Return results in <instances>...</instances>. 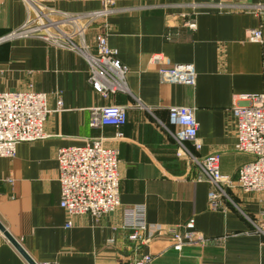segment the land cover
I'll return each mask as SVG.
<instances>
[{
  "label": "crops",
  "instance_id": "obj_1",
  "mask_svg": "<svg viewBox=\"0 0 264 264\" xmlns=\"http://www.w3.org/2000/svg\"><path fill=\"white\" fill-rule=\"evenodd\" d=\"M50 21L79 15L85 42L96 50L104 22L109 45L127 66L128 90L104 97L90 84L81 53L48 40L71 34L72 24L49 23L42 34L9 36L34 15L23 0H0V91L35 89L48 94L44 139L21 142L13 158L0 157V221L39 264H131L152 253L149 264H264V192L229 190L224 208L212 210V188L171 135L170 106L194 109L200 123L198 156L220 155V169L237 179L252 160L235 149L234 103L243 94L264 90V0H116L106 19L88 22L102 0H42ZM63 19V18H62ZM193 21L195 27L186 24ZM89 23V24H88ZM88 24V25H87ZM261 29L262 41L249 39ZM81 43L78 36L74 37ZM169 64L191 63L194 84L172 83L159 73L151 56ZM127 107V122L92 127L91 110L104 105ZM140 104V105H139ZM104 137L119 150L122 206L142 207L149 223L176 226L195 219L208 240L175 249L166 236L136 248L122 227V207L94 217H72L60 206L57 153ZM201 177V178H200ZM0 264H30L0 230Z\"/></svg>",
  "mask_w": 264,
  "mask_h": 264
},
{
  "label": "built area",
  "instance_id": "obj_2",
  "mask_svg": "<svg viewBox=\"0 0 264 264\" xmlns=\"http://www.w3.org/2000/svg\"><path fill=\"white\" fill-rule=\"evenodd\" d=\"M23 1L33 8L34 15L28 18L23 27L12 31L9 36L21 33L40 35L49 23L56 27L59 23L72 24L71 34L58 27L59 34H43L48 40L85 56L89 65L88 80L100 95L107 97L112 93L128 90L126 82L128 69L118 58L117 49L109 45L106 22L96 34L94 52L85 42L83 33L86 25H80L77 21L80 17L78 14H63V19L50 21L48 13L44 11L46 6L42 0ZM115 4L116 0H102V8L88 14L90 19L88 22L106 19L115 9ZM186 24L192 28L195 27L193 21L189 20ZM75 36L80 38L81 44L74 40ZM248 37L254 42H261V29L249 30ZM151 62L159 65V73L168 82L184 84L195 82L196 70L191 63L171 65L161 53L153 54ZM47 102V93L32 88L0 91V157L13 158L19 143L44 139L48 136L44 129L45 122L50 113L62 109L63 102L60 95H58L55 109H50ZM168 113L170 124L177 128L170 129V133L180 147V155L189 157L212 185L208 194L212 209L221 208L224 197L231 199L228 190L235 187L247 193L264 192V90L259 93L241 95L233 106L237 137L235 149L252 157L250 162L240 168L237 179L221 172L218 153L198 156L188 147L187 144L191 143L197 151L202 148V142L198 136L200 123L193 108L182 105L170 106ZM126 122V106L111 104L91 110L90 125L116 127L119 130L115 138L123 137L120 128ZM119 155L118 148L108 145L104 137L92 139L83 145H69L58 149L60 206L70 218L66 224L68 227L73 224L71 218L74 216L89 214L100 217L122 207V227L132 231L129 238L136 244V248L146 246L163 235L168 236L177 249H181L189 242L206 243L208 241L196 230L194 218L183 225L164 226L149 223L142 207L122 206ZM152 259L151 254H144L140 258H135L131 264H149ZM36 264L39 263L36 262Z\"/></svg>",
  "mask_w": 264,
  "mask_h": 264
},
{
  "label": "water",
  "instance_id": "obj_3",
  "mask_svg": "<svg viewBox=\"0 0 264 264\" xmlns=\"http://www.w3.org/2000/svg\"><path fill=\"white\" fill-rule=\"evenodd\" d=\"M0 230L4 233V235L13 243V245L18 249V251L23 255V257L30 263L36 264V262L30 257V255L26 252L23 246L18 242V240L12 236V234L5 228V226L0 221Z\"/></svg>",
  "mask_w": 264,
  "mask_h": 264
},
{
  "label": "rangeland",
  "instance_id": "obj_4",
  "mask_svg": "<svg viewBox=\"0 0 264 264\" xmlns=\"http://www.w3.org/2000/svg\"><path fill=\"white\" fill-rule=\"evenodd\" d=\"M79 38V37H78ZM80 39V38H79ZM81 41V40H80ZM81 43H82V41H81ZM80 43V44H81ZM61 46V45H60ZM79 53V52H78ZM171 130H173V129H171ZM237 138V137H236ZM246 164V163H245ZM212 189V188H211ZM243 191V190H242ZM228 192H229V190H228ZM244 192V191H243ZM245 193H247V192H245ZM250 193V192H249ZM229 194V197L231 198V196H230V193H228ZM226 199H228V198H226V197H224V199H223V206L221 207V208H219V209H212L211 207V209L212 210H220V209H222V208H224V206H225V201H226ZM229 200V199H228ZM209 206H210V204H209ZM191 219V218H190ZM189 219V220H190ZM185 224V223H184ZM183 225V224H182ZM197 230V229H196ZM198 231V230H197ZM172 241V240H171ZM150 244V243H149ZM173 244V243H172ZM189 244H205V242L204 243H201V242H189V243H186V244H184L183 245V247L181 248V249H178V250H182L186 245H189ZM148 245V244H147ZM146 245V246H147ZM174 246V245H173ZM175 249H177L176 247H174ZM147 254H151L152 256H153V259H154V255L152 254V253H147ZM146 255V254H145ZM153 259H152V261H153ZM38 263V262H37ZM151 263V262H150Z\"/></svg>",
  "mask_w": 264,
  "mask_h": 264
}]
</instances>
